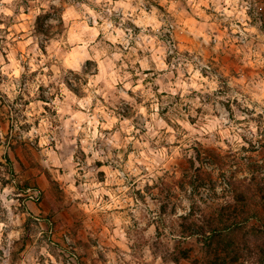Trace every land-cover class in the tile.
Listing matches in <instances>:
<instances>
[{"label":"clouds","instance_id":"clouds-1","mask_svg":"<svg viewBox=\"0 0 264 264\" xmlns=\"http://www.w3.org/2000/svg\"><path fill=\"white\" fill-rule=\"evenodd\" d=\"M0 264H264V0H0Z\"/></svg>","mask_w":264,"mask_h":264}]
</instances>
